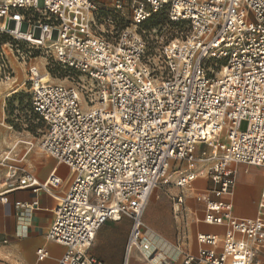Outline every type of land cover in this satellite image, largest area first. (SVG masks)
<instances>
[{
  "label": "built area",
  "instance_id": "built-area-1",
  "mask_svg": "<svg viewBox=\"0 0 264 264\" xmlns=\"http://www.w3.org/2000/svg\"><path fill=\"white\" fill-rule=\"evenodd\" d=\"M125 10L129 26L104 35L96 30L104 18L94 0H0V34L19 61L22 40L50 50L89 82L65 87L28 69L30 110L44 128L39 149L71 176L61 195L53 192L62 184L55 172L44 181L22 168L9 176L20 171L22 188L57 200L46 236L65 247L58 264H103L89 254L95 234L124 215L123 264L134 251L145 264H175L144 234L150 196L169 170L188 168L175 186L186 185L199 200L232 198L238 164L264 177V0H111L106 11L115 17ZM157 11L188 33L161 47L152 66L139 28ZM11 73L0 52V75L8 80ZM259 195L250 218L234 215L231 201L205 199L203 222L223 225L225 234L221 243L197 235V253L175 245L179 264H264V189ZM184 205L179 193L173 215ZM36 255L47 256L44 249Z\"/></svg>",
  "mask_w": 264,
  "mask_h": 264
},
{
  "label": "crops",
  "instance_id": "crops-1",
  "mask_svg": "<svg viewBox=\"0 0 264 264\" xmlns=\"http://www.w3.org/2000/svg\"><path fill=\"white\" fill-rule=\"evenodd\" d=\"M42 153L39 152L36 158L32 157L31 163L28 164L31 170L39 167L37 176L29 175L44 181L50 173L55 172L62 179V184L53 192L55 195H61L67 188V181L71 176L70 169L65 165L56 164L53 158ZM21 162L24 168L22 169L26 172L25 154ZM244 166L246 165L238 164L235 167L236 185H239L235 201L234 195L229 201L225 200L226 196L210 199L209 195L205 199L231 201L235 207L234 215L250 218L256 215L259 194L264 189V177L262 172L260 175L259 168ZM21 178L22 174L19 173L13 182H0V264H58L65 253V247L46 236L54 220L53 209L57 200L53 196L34 194L31 190L22 188L18 183ZM202 184L199 181V185ZM153 192L143 214L144 234L157 250L169 253L168 256L175 264H179L182 256L175 252L174 246L180 244L183 249L197 253L200 245L196 238L199 234L217 236L221 243L226 228L223 225H209L203 222L206 202L201 203L202 199H198L197 193H193L187 186L176 187L173 182H169L168 186L159 185ZM179 193L185 198V205L183 214L177 217L172 213V199ZM18 202L21 204L17 205ZM129 229L130 220L127 218L106 221L96 232L89 254L103 264H123ZM219 248L220 245L218 250ZM38 249L46 251L47 256L43 260H39L36 255ZM132 253L130 264H145L138 252Z\"/></svg>",
  "mask_w": 264,
  "mask_h": 264
},
{
  "label": "rangeland",
  "instance_id": "rangeland-1",
  "mask_svg": "<svg viewBox=\"0 0 264 264\" xmlns=\"http://www.w3.org/2000/svg\"><path fill=\"white\" fill-rule=\"evenodd\" d=\"M94 3L100 9V16L104 18L101 22H97V31L103 32L104 35H109L111 27L118 30L119 28L129 26L130 17L126 13V10L124 11V16L114 17V15L107 13L106 10L111 9V0H94ZM139 33L146 42V59L153 66L158 65V51L161 47L176 38L185 37L188 29L183 23H172L165 11H157L152 13L150 18L140 26ZM11 45L14 46L11 43V39L5 34H0V52H4L13 70L8 80H4L3 75H0V95L3 93L0 96V182H5L6 180L7 182H13L20 171H17V174L12 179L9 176L14 172L15 168H23L21 159L24 154L26 173L37 176L39 171L38 166L31 170L28 165L31 163L32 157L36 158L39 152L42 153L38 144L44 131L42 123L37 120L32 110H30L31 96L28 82L30 75L28 74V69L30 67H37L39 69L37 71L38 74H49V81L47 83L59 84L65 87L77 84L86 86L89 83L85 77L58 64L51 55L50 50H45L44 48L32 49L27 42L21 40L18 45L19 61L16 58L15 49L10 48ZM11 49L14 51V54L13 51L10 52ZM14 91L15 93H12ZM245 127L246 123L241 122V129L243 130ZM223 137L224 134H221L219 139ZM244 167L246 168V166ZM184 172L182 170L181 174H184ZM178 173L179 171H176L174 168L169 170L161 186H168L169 182L176 183L177 178H179ZM238 189L239 185L237 183L234 191V201L237 197ZM256 195L258 197V193ZM215 196L214 194L210 195V199ZM201 197L202 200L200 202L205 204V196ZM224 198L228 201L231 200V197ZM256 204L257 200L255 201L254 208ZM233 208L234 213H236L235 207ZM124 218L129 219L125 215L122 219ZM161 253H163L165 258L171 259L168 256L169 253L166 252V254L162 251ZM135 263L137 264V262Z\"/></svg>",
  "mask_w": 264,
  "mask_h": 264
},
{
  "label": "bare ground",
  "instance_id": "bare-ground-1",
  "mask_svg": "<svg viewBox=\"0 0 264 264\" xmlns=\"http://www.w3.org/2000/svg\"><path fill=\"white\" fill-rule=\"evenodd\" d=\"M38 66V65H37ZM45 66V65H44ZM42 67H43V65H42ZM35 69L37 70V71H39V69L37 68V67H35ZM40 76V78L42 79V81L43 82H48L49 81V74H47V73H43V75H39ZM12 93H15V91L14 92H12ZM3 94V93H2ZM1 94V95H2ZM0 95V96H1ZM7 98V97H6ZM221 134H224V132H222ZM221 134H219L218 135V138H220V136H221ZM189 169L188 168H185L184 167V169H183V171H188ZM182 173V171H179V173L178 174H181ZM178 177H179V175H178ZM179 179L177 178V181H178ZM177 183V182H176ZM184 186H186V185H184ZM183 186V187H184ZM115 218H118V217H116L115 216Z\"/></svg>",
  "mask_w": 264,
  "mask_h": 264
},
{
  "label": "water",
  "instance_id": "water-1",
  "mask_svg": "<svg viewBox=\"0 0 264 264\" xmlns=\"http://www.w3.org/2000/svg\"><path fill=\"white\" fill-rule=\"evenodd\" d=\"M54 38H56L55 36H53Z\"/></svg>",
  "mask_w": 264,
  "mask_h": 264
}]
</instances>
